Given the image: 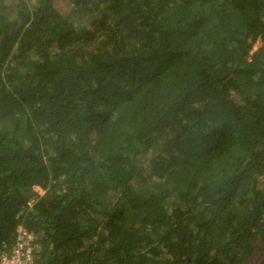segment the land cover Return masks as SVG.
Returning <instances> with one entry per match:
<instances>
[{"label": "trees", "instance_id": "1", "mask_svg": "<svg viewBox=\"0 0 264 264\" xmlns=\"http://www.w3.org/2000/svg\"><path fill=\"white\" fill-rule=\"evenodd\" d=\"M63 1L0 0V251L264 264V0Z\"/></svg>", "mask_w": 264, "mask_h": 264}, {"label": "built area", "instance_id": "2", "mask_svg": "<svg viewBox=\"0 0 264 264\" xmlns=\"http://www.w3.org/2000/svg\"><path fill=\"white\" fill-rule=\"evenodd\" d=\"M14 237V243L0 251V264H33V254L39 248L35 235L17 227Z\"/></svg>", "mask_w": 264, "mask_h": 264}, {"label": "rangeland", "instance_id": "3", "mask_svg": "<svg viewBox=\"0 0 264 264\" xmlns=\"http://www.w3.org/2000/svg\"><path fill=\"white\" fill-rule=\"evenodd\" d=\"M54 3H55V7L60 10L62 13H67L68 11V7L67 5L65 4V2L63 0H54ZM259 46V43H256L254 45V50L257 49V47Z\"/></svg>", "mask_w": 264, "mask_h": 264}]
</instances>
